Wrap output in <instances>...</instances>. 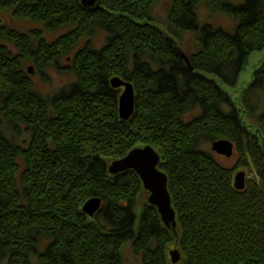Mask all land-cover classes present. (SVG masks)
Returning <instances> with one entry per match:
<instances>
[{
	"label": "trees",
	"instance_id": "obj_1",
	"mask_svg": "<svg viewBox=\"0 0 264 264\" xmlns=\"http://www.w3.org/2000/svg\"><path fill=\"white\" fill-rule=\"evenodd\" d=\"M158 1L100 0L88 10L80 0H0V14L15 20L71 27L49 43L0 21V264H126L128 244L141 264H172L171 243L182 264H264V59L238 105L225 89L264 51V0H170L163 28L151 12ZM220 15L232 18L231 33L209 23ZM189 36L193 71L180 57ZM72 52L75 82L50 97L33 92L24 60L43 71ZM115 77L135 91L127 122ZM22 127L29 136L19 143ZM215 140L235 145L234 169L201 150ZM146 146L168 178L176 234L154 207L139 206L134 171H107ZM238 167L255 174L239 192ZM98 197L99 213L87 217L82 206Z\"/></svg>",
	"mask_w": 264,
	"mask_h": 264
},
{
	"label": "rangeland",
	"instance_id": "obj_2",
	"mask_svg": "<svg viewBox=\"0 0 264 264\" xmlns=\"http://www.w3.org/2000/svg\"><path fill=\"white\" fill-rule=\"evenodd\" d=\"M170 0H159L155 7L152 9V15L154 20L163 28L166 27V18H167V10L170 6ZM202 17H207L208 13L204 10L200 9ZM0 21H2L3 24H5L7 27L19 31L20 33L24 35H30L31 31H39L40 36L46 41V42H54L59 36L69 33L71 30V27L58 29L53 32L46 31L44 27L38 23H33L30 20H15L12 18L10 12H3L0 14ZM209 23H212L214 27H222L227 32H232L234 28V22L232 18L226 16V15H220V16H210ZM94 46L96 49H101L102 46L105 43V35L103 33H98L93 36ZM31 41H33V48L37 45L36 38H31ZM6 46L8 50L16 54L15 47L10 44L6 43ZM183 46H184V52L185 54L186 50L187 52L193 50V41L191 37H186L183 40ZM182 50V49H181ZM73 52L68 56H63L57 60V64H50L48 67H46L43 71H39L35 68L33 63H30L29 61L23 62L24 64V70H27V68H31V73H27L28 77L30 78V82L32 85V90L38 95H42L43 97H50L54 94H57L61 92V90L68 89V87L75 82V75L71 70V57ZM186 56V55H185ZM264 59V51L261 52H255L253 53L246 61L243 72L239 75V80L237 84L234 86V89L225 88L230 98L234 102L239 104L240 101V94L241 92L247 87L250 82L253 79V73L255 70L261 65L260 62ZM190 64V63H189ZM120 93V92H119ZM120 95V94H119ZM195 114L192 112V114H189L188 118L191 119ZM21 129L20 136H19V143L23 140H27L28 133L24 131L23 127L19 128ZM211 142H202L201 150L203 152L211 153L215 160L222 166L234 169L238 165V160L240 157L239 152L236 150L235 145L233 149V155L231 157H224L217 155L211 151ZM238 172H244L246 173V180L249 178H253L255 174L253 171H247L245 169L239 168L234 171L233 178L237 175ZM251 174V175H250ZM234 182V181H233ZM148 193L143 190V192L140 194L138 200H139V206L142 205V203H148ZM177 229V226H176ZM175 229V231H176ZM177 233V231H176ZM175 233V234H176ZM178 250V246L175 243H171L166 247V255L167 259L171 260L170 252L174 250ZM179 251V250H178ZM123 255V258L125 260L126 264H141L142 260L141 257L133 254L131 246L125 245L121 252ZM177 264H182L180 261Z\"/></svg>",
	"mask_w": 264,
	"mask_h": 264
},
{
	"label": "water",
	"instance_id": "obj_3",
	"mask_svg": "<svg viewBox=\"0 0 264 264\" xmlns=\"http://www.w3.org/2000/svg\"><path fill=\"white\" fill-rule=\"evenodd\" d=\"M81 6L90 10L100 9V0H80ZM185 65L189 71H193V67L189 64V59L185 54L180 53ZM29 67L27 73H31ZM113 90H120L121 94L118 97V114L123 122H127L132 116L135 108V91L133 85L129 81H124L119 77L109 80ZM234 144L228 140H215L211 144V151L217 155L231 157L233 155ZM160 156L156 153L152 146L139 147L132 149L121 159L111 162L108 165V173L112 176L119 173L132 170L140 179L142 189L148 193V204L154 207L159 214V218L169 231L176 233L175 229L177 221L175 220L176 213L172 208L171 198L169 196L167 182L168 178L165 173L159 170ZM246 173L238 172L234 177V188L236 191H242L246 187ZM102 206L101 199L90 198L82 206L81 212L87 217L93 218ZM170 263L177 264L181 260V253L176 249L170 252Z\"/></svg>",
	"mask_w": 264,
	"mask_h": 264
},
{
	"label": "flooded vegetation",
	"instance_id": "obj_4",
	"mask_svg": "<svg viewBox=\"0 0 264 264\" xmlns=\"http://www.w3.org/2000/svg\"><path fill=\"white\" fill-rule=\"evenodd\" d=\"M119 92H121L122 91V89H120V90H118Z\"/></svg>",
	"mask_w": 264,
	"mask_h": 264
}]
</instances>
